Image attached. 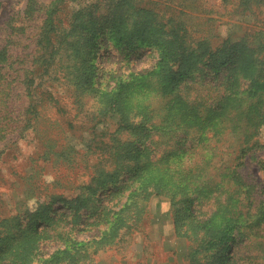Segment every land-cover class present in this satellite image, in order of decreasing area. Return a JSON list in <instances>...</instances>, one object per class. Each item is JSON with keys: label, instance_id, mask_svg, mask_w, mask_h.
<instances>
[{"label": "rangeland", "instance_id": "374dc122", "mask_svg": "<svg viewBox=\"0 0 264 264\" xmlns=\"http://www.w3.org/2000/svg\"><path fill=\"white\" fill-rule=\"evenodd\" d=\"M172 3L0 0V264H193L191 246L221 234L233 211L248 212L235 202L224 211L237 189L225 175L239 165L253 187L250 212L264 202V122L242 153L252 115L241 106L264 97V85L236 104L238 125L215 119L230 91L226 68L187 64L166 87L172 72L158 62ZM193 8L194 33L216 46L264 41V4L242 12L238 0H198ZM233 70L239 89L248 76L264 84V49ZM199 166L213 192L190 201L201 179L188 180V170ZM242 230H231L238 238L225 253L197 259L264 264V220L262 237L240 239Z\"/></svg>", "mask_w": 264, "mask_h": 264}, {"label": "trees", "instance_id": "16d2710c", "mask_svg": "<svg viewBox=\"0 0 264 264\" xmlns=\"http://www.w3.org/2000/svg\"><path fill=\"white\" fill-rule=\"evenodd\" d=\"M174 4H171V7L175 8L174 15H166L168 18L167 23H163L164 26H169L168 33H170L169 40L163 44L162 49V58L158 62L159 69L162 71L172 72L169 77L168 87L171 83L177 81L176 77H172L173 75H183L182 72L185 71V67L188 64V68L193 67L195 63H201L207 66H211L212 68L223 69L226 68L225 75L230 78V91L226 95H224L216 105L217 115L215 119H232L233 125H238V117L241 113H239L237 103L241 102V99L244 100L245 93H252L256 86L260 87L264 85L261 81H258V78L254 76L245 77L249 82L247 88L244 86L239 89L240 83L236 79L233 78V72L236 67L241 66L243 63V56L247 53H252L257 49H264V41L261 39H257L255 41L250 42L253 47L249 46L245 40L243 41V47L239 44L233 42L231 39H227L224 41L223 45L216 46V41H213L211 37H208L206 33L197 34L195 32V23L192 21L194 4L198 0H171ZM229 1V0H224ZM264 4V0H238V9L245 11H255ZM177 8H179L177 10ZM181 8V9H180ZM146 14H151L150 10H143ZM54 24V22H53ZM55 27L58 26V23L54 24ZM136 32L134 31L133 34ZM197 35V36H195ZM132 37V35H130ZM140 40L141 37H138ZM242 54V56H240ZM240 59V61H238ZM177 67V69H175ZM167 75V74H166ZM165 75V76H166ZM123 85H120L119 90H123ZM258 94V92H256ZM119 93H116L111 100V107L117 102ZM243 107L242 113L246 116L252 115V120L249 123L250 129H244L245 137L242 139L243 145L245 147L242 149V153L247 151L250 143L253 141L255 136L258 134V130L256 131L253 127H256L258 123L264 122V97H260L257 99L252 105L248 106V109L241 103ZM195 108L191 107L189 113L187 115H195ZM235 112L236 115L232 116ZM194 117V116H193ZM197 119H201L200 115L195 116ZM227 127V126H226ZM222 129V128H221ZM221 129H218L219 131ZM236 129V128H234ZM239 165H237L230 173L225 175V177H231L233 187H237V189L230 193V200L225 206L224 211L227 210L228 205H231L235 202V206L240 208L241 203L246 207L248 212H246V216H238L236 215V210L230 213V216L226 217V226L225 229L222 230L221 234H216L208 239L202 240L199 245L190 247V254L188 255L193 261V264H201V262L197 259L199 255L203 253V251H208L211 249H221L225 253L228 249L232 247V240H236L238 237L235 234H231V230L234 228H238L242 231H239L240 239L247 238L250 240L251 238L262 237L259 236L260 233L256 231V227L264 220V202L256 209L255 213L250 212V209L254 205L253 198V187L249 185L247 182L245 183L242 179V176L238 170ZM205 170L201 166L198 168H191L188 170L187 179H195L200 178V181H194L192 185H194L192 189V194L189 195L188 199L190 201H194L193 196H198L199 193H202L209 187V191L212 190V182L211 179L209 181H204L202 178V171ZM174 171H178V166L174 169ZM193 177V178H192ZM225 178V179H226ZM224 179V180H225ZM183 180L182 178L180 179ZM186 180V179H185ZM222 181L220 185L224 184L225 181ZM187 181V180H186ZM245 194L242 197V194ZM238 195V197H236ZM207 196L212 197L211 194ZM198 198V197H197ZM233 200V202H231ZM249 201V202H248ZM195 212V210H194ZM240 212L243 213L242 210ZM216 214L214 213L210 219L208 220H200V226L203 228H210L211 221H214L216 218ZM243 225L241 224V221ZM225 258L221 259V262H224Z\"/></svg>", "mask_w": 264, "mask_h": 264}, {"label": "crops", "instance_id": "0c3cea01", "mask_svg": "<svg viewBox=\"0 0 264 264\" xmlns=\"http://www.w3.org/2000/svg\"><path fill=\"white\" fill-rule=\"evenodd\" d=\"M177 236H178V234H177ZM179 237V236H178Z\"/></svg>", "mask_w": 264, "mask_h": 264}]
</instances>
